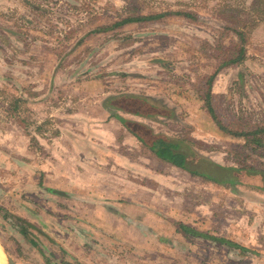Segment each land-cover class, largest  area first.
I'll use <instances>...</instances> for the list:
<instances>
[{
    "label": "rangeland",
    "instance_id": "rangeland-1",
    "mask_svg": "<svg viewBox=\"0 0 264 264\" xmlns=\"http://www.w3.org/2000/svg\"><path fill=\"white\" fill-rule=\"evenodd\" d=\"M118 113L186 153L192 172L158 170L160 211L174 205L161 234L213 237L151 240L140 264H264V0H0V244L15 264H78L59 247L45 161L74 132L95 143L77 155L97 159L90 173L125 174L113 161L136 147L98 131Z\"/></svg>",
    "mask_w": 264,
    "mask_h": 264
},
{
    "label": "crops",
    "instance_id": "crops-1",
    "mask_svg": "<svg viewBox=\"0 0 264 264\" xmlns=\"http://www.w3.org/2000/svg\"><path fill=\"white\" fill-rule=\"evenodd\" d=\"M129 121L134 122L136 126L146 124L139 117L137 120H132L118 113L111 120L115 130L111 132L98 130L103 133L99 137L107 135V138L121 139L122 144L132 143V146L136 147L137 153L133 154L136 160L130 159V151L133 148L130 149L131 145H129L124 147L123 153L120 152L116 156L117 161H113V166L119 164L118 171L120 172L123 168L125 174L112 173L107 176V173L97 170L90 173L87 169L90 168L89 162L92 161L95 165L97 159L92 160L84 156L85 160L78 161L77 155L81 152H90L88 146H91L90 143H95L90 139V135L83 136L74 132L73 134L66 131L59 133L57 138L62 139L58 144L56 162L49 159L45 161V167L57 170V178L55 177L53 181L55 185L52 184L51 187L44 185V187L57 190V196L62 198L60 203L63 206L57 204L62 214L58 212L56 215L58 228H55L62 239L58 241L59 247L70 254L78 264H140V247L153 245L151 240L170 248L184 250L188 246L181 240H185L186 237L192 240H209L207 237H202V234L206 233L185 225L175 227L177 230L175 234H179L177 236L161 234V231H168L166 230L168 224L164 225L162 222L165 221L162 218L169 217L167 213L174 205L164 198L165 207L169 212L160 211L161 192L158 189L161 190L162 176L158 170L162 163L174 169L178 167L157 155L156 149L152 147L153 141L159 136H155L151 130H145L142 127L132 131L125 125L129 124ZM140 131H149L147 136L153 139L150 145L146 146L143 143L144 138ZM70 138L75 142L68 141ZM167 142L173 143L168 140ZM145 146L152 151L149 157L147 156L148 160L149 158L151 160L148 167H145L143 163L145 155L141 154ZM65 150L72 152L75 156L66 160L61 155V152ZM78 166L84 170L79 171ZM48 176L54 178L49 172ZM164 178L167 183L163 190L166 191L167 186L176 184L174 176L170 173L165 174ZM88 240L90 244L92 243L91 245L88 244ZM216 240L218 241V238Z\"/></svg>",
    "mask_w": 264,
    "mask_h": 264
},
{
    "label": "trees",
    "instance_id": "trees-1",
    "mask_svg": "<svg viewBox=\"0 0 264 264\" xmlns=\"http://www.w3.org/2000/svg\"><path fill=\"white\" fill-rule=\"evenodd\" d=\"M210 111H211V109H210ZM126 125L132 131L135 130L136 128H139V127L131 128V126L135 125L134 122H130L129 124H126ZM140 127H141V125H140ZM140 133H141V131H140ZM255 141L257 142V140H255ZM153 142H154L153 143L154 145L152 147H154L156 149L155 151H156L157 155H159L160 157H162L164 159H167L168 161H171L177 167L185 169L188 172H192V170L187 168V162L188 161H187L186 153H184L182 150L179 149V145L167 142V140L163 136H160V135ZM250 169L253 170L252 168H250ZM253 171L257 172L256 170H253ZM249 172L252 173L251 171H249Z\"/></svg>",
    "mask_w": 264,
    "mask_h": 264
},
{
    "label": "water",
    "instance_id": "water-1",
    "mask_svg": "<svg viewBox=\"0 0 264 264\" xmlns=\"http://www.w3.org/2000/svg\"><path fill=\"white\" fill-rule=\"evenodd\" d=\"M45 190L47 191H51V192H54V193H57V190L55 189H51V188H46V187H43ZM202 237H207L209 239H211L212 237L210 236H207L206 234H202ZM212 240V239H211ZM220 242L222 244H224L225 246L229 247V248H236V246L232 243H230L229 241L225 240V239H219ZM1 246V244H0ZM2 247V246H1ZM3 248V247H2ZM4 250V249H3ZM4 254H5V257H6V261H5V264H15L12 259L10 258V256L6 253V251L4 250Z\"/></svg>",
    "mask_w": 264,
    "mask_h": 264
},
{
    "label": "bare ground",
    "instance_id": "bare-ground-1",
    "mask_svg": "<svg viewBox=\"0 0 264 264\" xmlns=\"http://www.w3.org/2000/svg\"><path fill=\"white\" fill-rule=\"evenodd\" d=\"M6 257L3 248L0 246V264H5Z\"/></svg>",
    "mask_w": 264,
    "mask_h": 264
}]
</instances>
